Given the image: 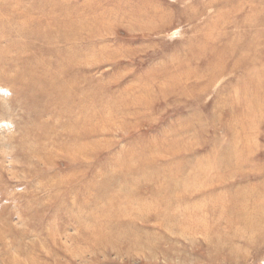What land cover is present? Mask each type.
<instances>
[{
	"label": "rangeland",
	"instance_id": "obj_1",
	"mask_svg": "<svg viewBox=\"0 0 264 264\" xmlns=\"http://www.w3.org/2000/svg\"><path fill=\"white\" fill-rule=\"evenodd\" d=\"M0 264H264V0H0Z\"/></svg>",
	"mask_w": 264,
	"mask_h": 264
},
{
	"label": "bare ground",
	"instance_id": "obj_2",
	"mask_svg": "<svg viewBox=\"0 0 264 264\" xmlns=\"http://www.w3.org/2000/svg\"><path fill=\"white\" fill-rule=\"evenodd\" d=\"M185 62L187 63L188 60L185 61ZM76 123L77 122H75V124ZM75 147H77V146H75ZM188 180H189V178H187V177H183L182 176V177L178 178L176 175H173V176L169 175V176H167V178H165V183L162 185V186H165L167 188L166 189L158 188L160 190H157V189L156 190L159 193V195L161 193H164L165 196L167 195V193H168V195L171 196V194L175 192L176 196L174 198H176V201H177L175 204H179V203H181L183 201H188V199H186V196H185V191L187 190V186H188V185H186L187 184L186 182H188ZM167 183H169V184L173 183L174 185L173 186H168ZM156 187H158V186H154V188H156ZM150 191L152 192L151 189H150ZM99 192H101V191H99ZM154 195H155V192H154ZM105 196H106L105 194H101V197H105ZM156 196H158V195H156ZM165 201L167 202V206H166L165 209H169L170 205H168V203H170V202L167 201V200H164V202ZM172 204H173V202H172ZM246 205L247 204L244 203V202L239 204V208H238L239 210L237 212L239 213V218H240V221H241L242 228H244L246 231H248L251 234L253 231L255 232L256 229H259V227L261 226V222L256 220L257 217L255 216L254 212L248 210ZM226 209L227 208H223V211H225ZM163 210L162 211H157V213H156L158 218L160 217V219H163V221L161 220L160 222L157 223V225L159 226V230H160L159 232H157V230L154 229V228L151 229V230H145L144 231L143 229H140L139 227L133 225L134 221H136L135 219L137 218V216L134 213H130L131 215H129V217L131 219L129 220L130 221L129 226L128 225L124 226L123 224H120V225H116V224H112L111 225V224H109L106 227L102 226L100 228L101 229L100 233H102L101 237L99 239H96L97 244L99 245L102 242L103 243L106 242V243L111 244L112 247L116 248L120 241H124V247L126 246L125 247V252L127 254L139 253L141 251L145 252L146 249H148V250L151 251L150 255L153 256V257H156V251H152L154 249V247L156 246V243L161 245L162 242L167 241V237L165 236V234L163 235L161 230L173 232V230H175V226L179 227V225H180L179 221L178 222H173V219H171L169 217V216H172V215L169 214V216H167V214L165 212L166 210H164V211ZM227 210L230 213L232 212V209H227ZM165 218H167L166 220H168V221L164 222ZM189 224H190V222H189ZM223 242H224V239H220L219 241H217L216 244H217V246L218 245H222ZM116 250H117V252L121 251L120 248H117Z\"/></svg>",
	"mask_w": 264,
	"mask_h": 264
}]
</instances>
